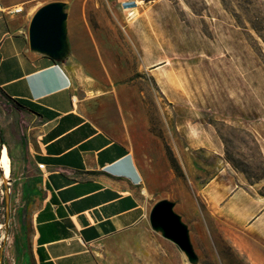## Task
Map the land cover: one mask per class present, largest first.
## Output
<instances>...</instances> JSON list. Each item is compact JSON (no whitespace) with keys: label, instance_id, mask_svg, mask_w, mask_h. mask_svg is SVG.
<instances>
[{"label":"rangeland","instance_id":"obj_1","mask_svg":"<svg viewBox=\"0 0 264 264\" xmlns=\"http://www.w3.org/2000/svg\"><path fill=\"white\" fill-rule=\"evenodd\" d=\"M2 2L29 17L48 4H65L70 52L64 62L76 92L94 102L88 106L93 117L132 134L141 131L165 146L182 125L192 130L198 123L207 129L205 135L217 133L224 160L237 171L229 159L248 170L264 193V153L257 134L264 137V0ZM172 80L178 82L175 90L186 89L188 108L172 101H181L172 95ZM1 100L3 130L8 108ZM161 154L184 176L170 147ZM9 157L10 179L0 166V264H28L31 202L19 157L12 150ZM214 159L207 157V164ZM198 248L196 264H253L223 231L216 242L203 239ZM102 258L103 264H191L151 227L113 239Z\"/></svg>","mask_w":264,"mask_h":264},{"label":"crops","instance_id":"obj_2","mask_svg":"<svg viewBox=\"0 0 264 264\" xmlns=\"http://www.w3.org/2000/svg\"><path fill=\"white\" fill-rule=\"evenodd\" d=\"M16 9L0 0V100L8 108L4 147L19 157L31 202L28 264H103L110 241L151 227V210L161 200L175 203L197 251L203 239L216 242L223 231L248 260L264 264L261 184L224 160L217 133L182 125L165 146L93 117L88 106L94 102L76 92L66 63L31 49L33 16ZM168 84L181 98L172 101L188 108L186 89L175 90L176 80ZM163 147L184 176L161 154Z\"/></svg>","mask_w":264,"mask_h":264},{"label":"water","instance_id":"obj_3","mask_svg":"<svg viewBox=\"0 0 264 264\" xmlns=\"http://www.w3.org/2000/svg\"><path fill=\"white\" fill-rule=\"evenodd\" d=\"M68 15L65 4L52 3L39 9L33 16L29 28V42L33 51L62 62L69 55ZM0 149V153L2 149ZM151 228L172 242L187 257L189 263L196 264L198 256L191 242L190 230L182 217L175 211V203L169 200L157 202L149 216Z\"/></svg>","mask_w":264,"mask_h":264},{"label":"trees","instance_id":"obj_4","mask_svg":"<svg viewBox=\"0 0 264 264\" xmlns=\"http://www.w3.org/2000/svg\"><path fill=\"white\" fill-rule=\"evenodd\" d=\"M51 59V58H50ZM53 62H55L56 64H60V62H57V61H55V60H53V59H51ZM31 110H34L33 108H30ZM0 141H1V143L3 144V146H6V142H5V140H4V136H3V132H2V130L0 129ZM229 162L236 168V169H238L239 171H242L246 176H247V178H248V181L250 182V183H252L253 184V179L255 178L248 170H245V169H242V168H240V166L235 162V160L234 159H229ZM175 167H176V169H177V171H179L180 172V168L178 167V165L175 163ZM263 178H264V176H263ZM255 184V183H254ZM261 195L262 196H264V193H261Z\"/></svg>","mask_w":264,"mask_h":264},{"label":"bare ground","instance_id":"obj_5","mask_svg":"<svg viewBox=\"0 0 264 264\" xmlns=\"http://www.w3.org/2000/svg\"><path fill=\"white\" fill-rule=\"evenodd\" d=\"M23 10V9H22ZM0 166L4 171L6 179H10L11 177V160L9 157L8 148L4 147L2 152L0 153Z\"/></svg>","mask_w":264,"mask_h":264},{"label":"built area","instance_id":"obj_6","mask_svg":"<svg viewBox=\"0 0 264 264\" xmlns=\"http://www.w3.org/2000/svg\"><path fill=\"white\" fill-rule=\"evenodd\" d=\"M141 1L144 2V1H150V0H141ZM135 3H137V2H135ZM22 11H23L22 8H17V9L15 10L16 13H21ZM43 167H44V166H39L40 169H43Z\"/></svg>","mask_w":264,"mask_h":264}]
</instances>
